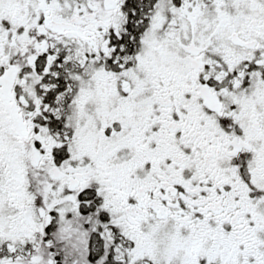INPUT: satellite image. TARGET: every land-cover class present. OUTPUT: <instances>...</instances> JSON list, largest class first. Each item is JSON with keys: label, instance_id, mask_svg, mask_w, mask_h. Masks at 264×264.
I'll return each instance as SVG.
<instances>
[{"label": "snow or ice", "instance_id": "snow-or-ice-1", "mask_svg": "<svg viewBox=\"0 0 264 264\" xmlns=\"http://www.w3.org/2000/svg\"><path fill=\"white\" fill-rule=\"evenodd\" d=\"M0 264H264V0H0Z\"/></svg>", "mask_w": 264, "mask_h": 264}]
</instances>
